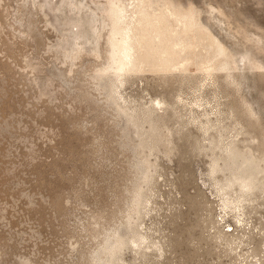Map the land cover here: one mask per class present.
Segmentation results:
<instances>
[{"label": "rangeland", "instance_id": "1", "mask_svg": "<svg viewBox=\"0 0 264 264\" xmlns=\"http://www.w3.org/2000/svg\"><path fill=\"white\" fill-rule=\"evenodd\" d=\"M112 1L0 0V264H264V0Z\"/></svg>", "mask_w": 264, "mask_h": 264}, {"label": "bare ground", "instance_id": "2", "mask_svg": "<svg viewBox=\"0 0 264 264\" xmlns=\"http://www.w3.org/2000/svg\"><path fill=\"white\" fill-rule=\"evenodd\" d=\"M109 1V4L113 10V8H116L117 9V6H114V3L112 0H108ZM116 1V0H115ZM118 4V3H117ZM121 10V8H120ZM110 11V10H109ZM109 13V12H108ZM113 13H109L110 17L109 19L111 18L112 20V23L114 25V27L112 28L111 32L112 31H115L112 35H113V39H114V42L111 43V49H113V53H112V58H113V62L115 63V67L112 69V71L114 72H121L123 70H126L128 69L127 68V65L131 62L130 60V54H129V49H130V45L129 44V40H130V37L128 35V32H126V30H124L123 28H120L119 27V23L117 22L120 15L119 14H115L113 15ZM108 15V16H109ZM110 20V21H111ZM116 27V28H115ZM120 28V29H119ZM110 37H108L109 39ZM111 51V50H110ZM111 54V53H109ZM111 56H109L110 58ZM133 64V63H132ZM114 65V64H113ZM130 66V65H129ZM113 67V66H112ZM107 68V67H106ZM105 68V69H106ZM107 70V69H106ZM245 163V161H243ZM246 166H244L245 168ZM250 168V167H249ZM245 171V170H244ZM251 171V170H250ZM246 172V171H245ZM244 173V172H243ZM247 173V172H246ZM250 173V172H249ZM241 175H239V178H240ZM238 177V176H237ZM236 177V178H237ZM242 178V176H241ZM243 179V178H242ZM246 179V178H245ZM244 179V180H245Z\"/></svg>", "mask_w": 264, "mask_h": 264}]
</instances>
